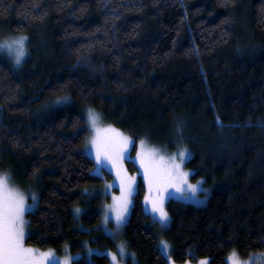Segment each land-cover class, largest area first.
<instances>
[{
  "label": "trees",
  "instance_id": "obj_1",
  "mask_svg": "<svg viewBox=\"0 0 264 264\" xmlns=\"http://www.w3.org/2000/svg\"><path fill=\"white\" fill-rule=\"evenodd\" d=\"M15 35L21 62L0 54V172L39 192L28 244L116 248L87 192L103 180L84 150L89 107L136 140L193 151L191 178L211 190L202 205L166 203L177 262L264 251V0H0V42ZM137 185L126 241L140 264H169Z\"/></svg>",
  "mask_w": 264,
  "mask_h": 264
},
{
  "label": "snow or ice",
  "instance_id": "obj_2",
  "mask_svg": "<svg viewBox=\"0 0 264 264\" xmlns=\"http://www.w3.org/2000/svg\"><path fill=\"white\" fill-rule=\"evenodd\" d=\"M26 37H18L15 40L0 44V50L7 48L9 54H15L17 63L21 62L25 55ZM87 122L94 130V135L89 143L95 152V158L99 165L109 163L116 173L119 181L121 195L113 197L114 204L111 205L112 212H105V222H108L112 215L118 227L125 220V213L128 211L130 197L133 193L135 178L127 174L123 167L126 158V150L131 138L123 135L118 129L111 125L101 127L99 114L89 110ZM140 144L143 146L144 141ZM179 156V160H177ZM186 158V151L181 149L174 153L170 158L159 156L155 149L138 150L136 159L139 160L144 169V178L148 183L149 189H156V196H145V200H151L152 212L158 215V222L164 225L168 221V212L164 208L163 193H167L168 188H174L177 193L187 195L189 192L195 194L199 184L188 181L189 173L182 168V163ZM167 159L166 163H162ZM27 195L9 183L7 175L0 174V264H56V260L50 259L53 256L51 251L40 252L37 249L26 247L25 239V211L28 207ZM31 198L36 199L33 193ZM116 230H113L115 234ZM165 250L168 245L166 241H161ZM117 252H111L112 264H120V257L125 254L123 242L118 245ZM91 251V250H89ZM171 257H169L170 259ZM70 257H64L62 264H69ZM230 264H244L239 261L235 253L229 257ZM187 264V262H186ZM200 264H206V260H201Z\"/></svg>",
  "mask_w": 264,
  "mask_h": 264
},
{
  "label": "rangeland",
  "instance_id": "obj_3",
  "mask_svg": "<svg viewBox=\"0 0 264 264\" xmlns=\"http://www.w3.org/2000/svg\"><path fill=\"white\" fill-rule=\"evenodd\" d=\"M21 36H23V35H15V36H13V37L5 40V41L0 42V44L15 40ZM23 37H25V36H23ZM26 42H27V40H25V48H26ZM0 54L10 58L14 63H17L15 60V54L14 53L9 54L7 48L0 50ZM23 57H22V59H23ZM89 110H92L93 112L99 114L101 127H106L108 125H111L114 129H118L119 132L122 133L123 135L130 137L131 141H132V143L129 144L128 149L126 150V158L123 161V167L126 169L127 174L129 176H133L135 178V184H134L135 190L133 191V193L130 197L131 202L128 206V211L125 213V220L118 227V230H117L116 221L112 215L109 216L108 222L107 223L105 222V212L106 211L109 213L112 212V209L110 206L114 204L113 197L114 196L119 197L121 195V188H120L119 181L116 179V173L112 169L111 165L109 163H105L104 165H99L96 161L94 149L92 148V145L89 143L90 138L94 135V130L91 128V126L87 122V115H88ZM83 113H84L85 118H86L85 128L87 130L86 144H85L84 150L88 155H90L95 160V167L93 169V173L101 176L103 179L102 183H100L98 185H94L91 188H88L87 192L90 195L101 197V203H100L98 209L100 210V212L102 214V219H101V222L99 224V227L103 230L104 233L110 235L116 241V248L111 249L108 247H100L98 245H93V244H91L90 240H88V239L85 240V242H84V248L81 250H78V251H71L69 244L66 245V247L64 248V250L62 252H57L52 247H47V248L36 247V246H33V245L28 244L26 242V238L28 235L27 223L25 224V239H24L25 246L37 249L40 252L51 251L53 253V256L50 257V259L56 260V264H62L63 259L66 256L71 258L69 264H81V263L77 262L79 260H84L85 262H91L93 254H106V255H108L109 259H110L109 264H112V258L110 256V253L111 252H117L118 256H119L118 245L121 242H123L124 248H125V254L122 257H120V264H140L136 253L128 245L126 238H125V235H124V227L128 221V218L130 215V210H131V207H132L133 202H134V196H135V193H136L137 187H138V185H137L138 175H142L144 177V169L141 167L139 160L136 159L137 151L138 150L144 151V150L155 149L159 156H163L165 158H170L174 153H178L181 149L186 151V158L182 163V168L189 173L188 181L190 183H193V184L198 183L199 188L195 194H192L191 192H189L187 195L177 193L174 188H171V187L168 188L167 193L162 194L163 195V201H164V208L166 211H167L166 203L171 198L179 199V200H182L184 202L193 203V204H197V205L204 204L210 195L211 188L204 183V179L198 178V179L193 180L191 178V174L193 172V169L189 168L186 165L187 160L193 155V151L189 147L183 146V145L182 146L177 145L176 147L170 149L168 147V145L158 144V143L152 141L147 136H144V137L136 140L132 135H130L129 133L124 131L119 126L105 121L100 111L94 110V109L88 107L85 109V111L83 110ZM169 139L172 140V139H176V138H174V136L171 135V136H169ZM141 140L144 141L143 146L140 144ZM135 143H137L136 144L137 146L135 147V150L133 152V148H134ZM176 158H177V160H179V156H177ZM129 159L134 160L138 164V170L137 171L132 172L127 167V160H129ZM166 162H167V159L162 163H166ZM0 174L7 175V177L9 178V183L12 186H14L16 189H18L19 191H21L27 195L28 198H27L26 203H27L28 207L25 211V220H26V213L28 211L34 210L38 204L39 192H38L37 188L32 184H28L26 186L19 184L18 183V176L14 175V173H12L10 171L4 170V171H1ZM147 187H148V196L155 197L156 196V189L152 188L150 191L148 183H147ZM33 193L35 194V197H36L35 200H33L31 198ZM146 202H147L148 209H149V211L153 217L154 222L155 221L157 222L156 226L158 228L160 248H161L163 254L168 259V263L169 264H181L174 259L173 244L167 238L166 232H165L166 228L168 227V224H169V214H168L167 223L164 225H161L158 222V215L152 212L151 200H148ZM76 215H77V218L80 219V212L78 210L76 211ZM113 230H116L115 234L113 233ZM93 238L95 239V237H93ZM161 241L167 242V245H168L167 250H165L163 248ZM89 250H91V251H89ZM233 253H235L236 258L239 261L244 262V264H264V251L253 253L248 257H241L237 252L233 251L227 257L229 264H230L229 257ZM169 257H171V258L169 259ZM201 260H206V264H209V258L208 257L201 258L194 263H187V264H200Z\"/></svg>",
  "mask_w": 264,
  "mask_h": 264
}]
</instances>
